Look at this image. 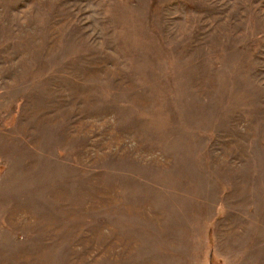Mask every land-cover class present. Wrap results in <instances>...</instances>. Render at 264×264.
Instances as JSON below:
<instances>
[{
    "label": "rangeland",
    "instance_id": "rangeland-1",
    "mask_svg": "<svg viewBox=\"0 0 264 264\" xmlns=\"http://www.w3.org/2000/svg\"><path fill=\"white\" fill-rule=\"evenodd\" d=\"M0 264H264V0H0Z\"/></svg>",
    "mask_w": 264,
    "mask_h": 264
}]
</instances>
